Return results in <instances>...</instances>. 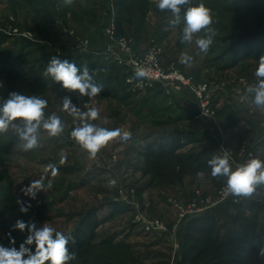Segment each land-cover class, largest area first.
Listing matches in <instances>:
<instances>
[{"label":"rangeland","instance_id":"rangeland-1","mask_svg":"<svg viewBox=\"0 0 264 264\" xmlns=\"http://www.w3.org/2000/svg\"><path fill=\"white\" fill-rule=\"evenodd\" d=\"M200 2L212 10L214 21L207 53L195 46L203 31L192 44L181 43L183 11ZM171 18L153 0H75L72 6L63 0H0V100L11 91L39 96L48 101L45 119L54 113L64 125L56 137L41 126L38 147L30 151H24L11 125L0 134V245L18 247L26 238L27 231L12 228L17 219L74 236L85 216L94 213L102 220L95 230L97 245L75 251L76 260L69 264H264V255L245 250L242 232L264 247V185L250 198L208 210L212 219L183 218L171 234L176 204L206 197L211 203L223 191L225 178L212 177L207 165L221 154L222 141L237 150L252 144L264 152V108L245 94L264 55V0H191L182 8L179 25L171 26ZM111 25L115 41L107 37ZM256 36L235 61L231 53H221L224 47H236L239 38ZM80 40L87 41L86 47ZM123 40L134 57L155 50L159 65L189 84L175 91L140 87L130 68L112 57L120 54L117 41ZM185 54L191 61H182ZM51 56L70 62L87 56L98 62L99 78L114 77L112 95L89 99L62 89L44 75ZM66 95L81 111L99 109L100 118L92 123L131 131V139L117 138L90 159L71 138L79 121L62 110ZM188 103L203 106V115L188 117L183 110ZM175 131L183 137L179 152L139 156L145 145ZM52 168L58 170L55 176ZM41 177L45 185L51 182L50 189L35 199L21 192ZM113 202L123 206L122 212L112 213ZM22 205L28 206L26 213ZM151 220H160L164 229H146ZM102 239L112 244H98Z\"/></svg>","mask_w":264,"mask_h":264},{"label":"clouds","instance_id":"clouds-1","mask_svg":"<svg viewBox=\"0 0 264 264\" xmlns=\"http://www.w3.org/2000/svg\"><path fill=\"white\" fill-rule=\"evenodd\" d=\"M75 0H63L64 6H72ZM160 12L165 10L172 14L169 24L173 27L181 23V12L191 0H153ZM183 28L181 43L192 44L196 34L205 32L204 36L195 39V46L201 53H207L213 43L215 35L212 10L203 2L189 6L183 11ZM192 57L185 54L182 61L189 62ZM44 75L51 77L62 89L69 93H78L81 97L93 98L104 90V85L94 79L95 73H90L87 64L77 66L68 59L59 56H51L44 71ZM137 79L149 77V71L142 66H137L134 72ZM245 94L251 96V102L258 108H264V55H262L254 70V81L249 83ZM48 101L36 95H25L18 91H11L7 97L0 100V134L8 131L11 125L23 142L24 151H30L38 147V131L43 127L49 136L56 137L64 132V125L59 116L51 114L45 119V109ZM62 110L71 115L74 121H79L78 126L71 130V138L84 149L90 159H95L97 154L110 142L119 138L122 141L131 139V131L121 127H99L91 121L100 118L99 109L87 107L81 111L73 102L70 95L63 97ZM20 121V125L13 123ZM211 176L225 178L223 192L234 197L250 198L257 190V186L264 185V160L251 158L246 162L237 164L231 162V156L227 150L222 154L213 155L207 161ZM57 169L52 168L51 174L55 176ZM109 183L115 184V180ZM51 182L44 183V177L33 180L21 192L35 199L38 192L51 188ZM22 212L28 211V206L21 207ZM13 230L21 233L27 231L26 238L18 247H5L0 245V264H69L76 260V254L70 251L72 238L63 232L56 230L49 224L37 227L34 222H26L17 219L12 226ZM11 243L15 245V241ZM264 255V247L260 250Z\"/></svg>","mask_w":264,"mask_h":264},{"label":"built area","instance_id":"built-area-1","mask_svg":"<svg viewBox=\"0 0 264 264\" xmlns=\"http://www.w3.org/2000/svg\"><path fill=\"white\" fill-rule=\"evenodd\" d=\"M65 31V30H64ZM66 34H69V32L65 31ZM107 37L110 41H115L114 38V27L111 25L107 28ZM29 34V33H28ZM30 37V34L27 35ZM82 40H80V44ZM83 48L86 47L87 41H85L83 44ZM118 49L120 51L119 55H113L112 57L116 62L119 64H122L124 66H127L132 71V75H134L136 67L142 66L145 67L149 71V77L138 79V83L140 87H143L144 89H154L156 84H158L161 88L167 91L179 89L181 85L189 84L181 74L174 73V70L170 69L165 71L160 65L158 60V54L155 50H149L144 56L142 57H134L131 54V49L128 47L126 41H120V43L117 41ZM106 48L110 51V47L106 46ZM81 50V49H80ZM84 50V49H83ZM107 50V51H108ZM160 55V54H159ZM135 76V75H134ZM175 91V90H174ZM199 98L200 93H199ZM203 106H200V116L203 115ZM221 154L222 150H227L231 156V162L233 166L237 164H241L246 162L248 159L251 158H260L258 155L257 149L252 144H246L243 145L241 148L234 149L227 147L226 144H224V141H222L220 145ZM225 147H227L225 149ZM225 181V180H224ZM225 184V183H224ZM224 188V187H223ZM222 188V189H223ZM243 197H234L231 195H225L222 191L217 195L216 200L209 203L208 198L205 199H195L191 202H188V204H176L175 210L177 214V222L173 226V233L172 236L174 237V233L176 231V228L180 221L184 220L187 216L188 217H195L199 216L203 213H206L208 210H211L213 207L216 206H222L224 203H237L239 200H241ZM184 218V219H183ZM163 223L160 220H151L145 222V228H157L160 230L164 229ZM175 241V238H174Z\"/></svg>","mask_w":264,"mask_h":264},{"label":"trees","instance_id":"trees-1","mask_svg":"<svg viewBox=\"0 0 264 264\" xmlns=\"http://www.w3.org/2000/svg\"><path fill=\"white\" fill-rule=\"evenodd\" d=\"M39 10L40 9H36L35 12H38ZM234 10H237V8ZM42 17L45 18V21H46V17L45 16H42ZM49 22H50V20L46 21V23H49ZM258 37L259 36H256V38L255 37H248L249 39L243 38V37L239 38L240 42L238 43V45H236V47H224V49L222 50L221 53H224V55L231 53V60L235 61L237 58H239L240 56H242L245 53L246 47L248 48V45H249L248 44L249 40L254 39V41H255V40H258L257 39ZM262 38H264V37H262ZM71 62L75 63L77 66H83V65L87 64V66L90 69V73H92V72L95 73L94 79L97 82L102 83L104 85V90L97 96L106 97V96L112 95V89L109 86H110L112 80L114 79V77H111V74L109 73L103 79L99 78L98 74H99L101 69H100V64L98 62H92L91 58L89 61V59H87V56L75 57L74 59H72ZM155 86L156 87L154 89H156V91L160 90L161 87L158 84H156ZM181 133L182 132L175 131V134L169 135L165 139L162 137L160 142H153V143L145 145V148L139 152V156H144L146 158L151 157V156H155V157L161 158L164 156L176 154L177 150L180 149L181 146L183 145L180 142V140L183 138L180 136ZM190 138H186V140L187 139L190 140ZM122 208H123V206L118 204V203L113 202L111 204L112 213L122 212ZM209 214H211V213H203L202 216L200 215V218L203 217L206 219H212L211 217L208 216ZM85 217L86 218H84L81 221V224L79 226V230L75 233L74 236H70L72 238V240L70 241L69 247H70V251H72V252H75V251L81 249L85 245L94 246L96 244L95 243L96 242L95 230H96L97 226L101 223L102 220L99 219L98 215H95L94 213L87 214ZM206 219H204V220H206ZM194 221H197V219H195ZM242 232H243L244 240L246 241V242L244 241L245 248H246L245 250L260 253L259 250L261 249V245H259L257 247L256 244H254V242L252 241V238L247 235V232L246 231H242ZM98 244L106 245V244H112V242H110V240L106 241L105 239H102V240H100V243H98Z\"/></svg>","mask_w":264,"mask_h":264},{"label":"water","instance_id":"water-1","mask_svg":"<svg viewBox=\"0 0 264 264\" xmlns=\"http://www.w3.org/2000/svg\"><path fill=\"white\" fill-rule=\"evenodd\" d=\"M183 110L190 118H195L200 115V108L195 103H188Z\"/></svg>","mask_w":264,"mask_h":264},{"label":"crops","instance_id":"crops-1","mask_svg":"<svg viewBox=\"0 0 264 264\" xmlns=\"http://www.w3.org/2000/svg\"><path fill=\"white\" fill-rule=\"evenodd\" d=\"M96 4V3H95ZM161 89V88H160ZM151 90H156V89H151ZM152 92V91H151ZM256 149H257V152H258V155L260 156V158L262 159V160H264V158H262V157H264V154H262V153H264V152H262L261 150H262V148L261 149H258L257 147H256ZM179 150L180 149H178L177 150V152H179Z\"/></svg>","mask_w":264,"mask_h":264}]
</instances>
